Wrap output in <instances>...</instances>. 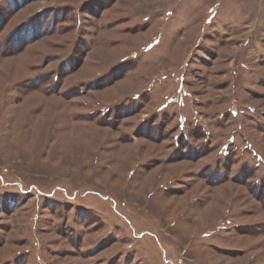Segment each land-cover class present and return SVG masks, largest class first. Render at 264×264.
<instances>
[{
  "label": "rangeland",
  "instance_id": "obj_1",
  "mask_svg": "<svg viewBox=\"0 0 264 264\" xmlns=\"http://www.w3.org/2000/svg\"><path fill=\"white\" fill-rule=\"evenodd\" d=\"M0 264H264V0H0Z\"/></svg>",
  "mask_w": 264,
  "mask_h": 264
}]
</instances>
